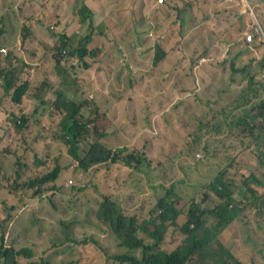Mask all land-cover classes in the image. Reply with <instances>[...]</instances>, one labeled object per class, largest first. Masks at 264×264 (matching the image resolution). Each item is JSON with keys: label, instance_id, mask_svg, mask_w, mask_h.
<instances>
[{"label": "trees", "instance_id": "obj_1", "mask_svg": "<svg viewBox=\"0 0 264 264\" xmlns=\"http://www.w3.org/2000/svg\"><path fill=\"white\" fill-rule=\"evenodd\" d=\"M47 1L67 4L78 0H12L10 7L20 17L24 16L25 21L22 25L21 47L14 46L8 53H4L2 45L9 29L0 18V110L4 111L0 133L12 129L14 133L25 136L20 145L24 147L25 143V148H18L15 152L11 150L15 153L14 165L8 170L0 162V173H4L7 179H15L14 187H10L0 176V264H99L100 258L127 264H264V65L254 64L253 70L248 67L251 63L242 65L246 71H251L249 83L223 108L224 120L220 124L213 123L219 116L212 108L213 105L211 108H204L205 111L198 115L200 126L193 131L187 130L175 118L167 117L169 130L174 135L178 132L187 139L189 155L183 160L178 159L184 146L179 147V142L172 139L170 151L165 144L159 146L167 154V158L158 159L155 168V160L149 151L156 142L149 136L142 135V144H136L132 151L127 145L112 146L115 142L111 141V137L122 136L125 129L117 128L118 123L110 110L103 109L96 93L103 84V79L94 75L95 69L107 70L113 84L124 91L123 98L136 86H140L141 91L146 94L150 93L145 84L140 83L143 79L138 77V72L132 65L122 63V55L119 61V46L115 39V35H123L130 29L138 28L140 19L146 13L145 4L127 0L126 4L131 7L123 10L126 13L124 19L119 20L116 25H111L106 20L96 27L94 17L98 15L99 8L104 7V0H82V6L76 9L75 14L82 23L78 36L84 39L75 44V31L69 26L62 27L57 22L60 27L53 30V33L57 34L58 41L52 49L48 46L46 49L50 54L53 51V66L58 76L51 78L44 74L40 85L35 86L25 76L28 67H32L29 53L33 56L39 47H29V43L37 41L35 22L39 23L41 20L39 18L42 11L47 13ZM36 3L39 7L35 8ZM258 36L259 33L255 32V38ZM87 55H93V59ZM113 56H117L115 63H111ZM75 57L80 61L84 60L79 67L83 71L78 76H75L78 68L64 65ZM166 57L167 51L163 46L156 45L153 65L158 67ZM222 60L223 58L212 63L221 64ZM224 60L227 62L226 56ZM201 61L202 57H193L188 65H183L195 80L199 78L197 69L202 67L199 65ZM162 65L165 70H170L173 63L165 62ZM108 66L116 67L117 70ZM233 68L238 71L235 63ZM148 74L154 76L163 89L160 79L152 71ZM57 78L61 83H57ZM232 79L236 81L235 77ZM70 82L77 88L79 96L67 93L66 88ZM52 88L57 93L56 99L40 96L41 89L49 92ZM196 90L197 87L191 89L192 92L178 100L174 106L187 104L193 98L204 106L201 102L204 97L194 96ZM188 91L186 89L181 93L186 94ZM142 98L145 97H140V100ZM209 98L212 97L205 99L210 100ZM31 99L38 102L34 110L29 109ZM49 100L53 107L49 108ZM53 110L60 113L58 117L61 119L63 137L56 136L47 127V118L53 114ZM42 115L46 119L40 117ZM134 119H139V116H134ZM132 122L137 123L135 120ZM229 127H237V131L243 134H240L242 138H256L246 143V149H251L256 154L255 163H251L247 154L239 160L232 157V153L226 162L220 155L213 154L214 148L201 141L205 134L211 137L221 136ZM197 131L201 135L194 138ZM106 137L108 140H105ZM164 141L169 143V140ZM221 141L216 137L214 144ZM199 145L203 147L202 152L206 150L205 160L194 154L199 150ZM83 148L86 153L80 154ZM192 154L194 158L197 157L194 161L190 157ZM167 160L183 165V168L179 167L184 173L181 182H189L194 186L191 191L184 188L189 199L181 196L175 185L155 184L159 181L160 171L168 175ZM72 162L75 165L77 162L79 170L92 173V184L77 186L71 180L72 188L79 193L70 194L85 197V204H89L88 196L93 195L100 203L95 210L96 218L109 228L116 242L113 245L104 243L92 235L94 221L90 219V215L94 209L88 205L84 209L87 213L85 221L80 217L77 220H63L65 239L54 243L42 259L31 261L35 256V251L29 244L32 225L26 224L16 230L15 223L22 213L29 211L28 207L32 202L42 201L47 196L57 209L62 210L57 199L61 186L57 182L66 166H70ZM153 168L156 171L151 172ZM103 169H107L104 182L100 174ZM177 172L178 170L171 174ZM143 174L148 176L144 178L157 191L159 200L156 209L161 210H152L153 216L144 223L138 222L140 216L136 214V210L132 212L124 208L114 196L119 191L114 185L117 176L125 183L128 178ZM127 195H135V199L137 198L135 191ZM210 217L215 221L214 226L208 224ZM149 223L152 224L150 227ZM171 228H174L180 242L176 249L168 252L161 245ZM61 238L62 236L58 237ZM218 244H222L223 249H217ZM242 247L252 252L249 263L240 260ZM111 249L114 252L108 253ZM102 250L108 252L101 256ZM92 251H97V254L94 255Z\"/></svg>", "mask_w": 264, "mask_h": 264}, {"label": "rangeland", "instance_id": "obj_2", "mask_svg": "<svg viewBox=\"0 0 264 264\" xmlns=\"http://www.w3.org/2000/svg\"><path fill=\"white\" fill-rule=\"evenodd\" d=\"M0 1V18H2L1 21L8 26L9 29L8 36L5 37L3 44V46H6L3 50L4 53H8L10 48L14 46L21 47L22 45L21 34L25 17L17 15L13 11V8L10 10V7L5 4V0ZM134 1L137 4L139 2L142 4L144 3L146 6V13L145 16L140 19L138 28L128 30L123 34L124 36L115 35L116 42H118L119 46L117 47L119 50L117 55L119 61L121 60L120 55H122V63L128 62L132 65L138 72V77L140 76L139 78L143 79L140 83L145 84L146 90L150 93L146 94L141 91L140 86H136L132 92L130 90L123 98L125 94L124 91L120 86L113 84V79L107 74V70L95 69L94 75L103 79V84L98 88L96 93L97 98H99L103 104V109H108L112 113L115 122L118 123L117 128L125 129L122 136L113 135L111 137V141L115 142L112 146L119 147L117 146L118 144H121V146L127 145L130 150H134L136 144H142V135L149 136L152 141L156 142V145L154 143L151 145L149 151L150 156L155 160L152 161L156 168L158 159L167 158V154L161 151L160 147L165 144L167 150L170 151V148L172 149V147H170L172 139L179 142V147L184 146V150L179 152L178 159L183 160L189 155L187 152L189 149L187 139L182 137L178 132L174 135L171 130H169L167 117L170 119L175 118L177 122L183 123L187 130L193 131L200 126L198 115L205 111L204 108H211L213 105L214 107L212 108L219 113V116L213 120V123L220 124L224 120V112L222 113L223 108L228 105V102L232 98L237 96L242 87L248 85L251 71H241L239 69L238 71H234L235 68H233V64H244L251 61L253 57L258 58L257 54L256 56L243 54L241 50L246 47L244 53L249 52L248 43L243 42V34L249 31L255 35V30L252 29L253 25L264 20V12L261 6H259V3H264V0L263 2L257 0V3L256 0H248L251 5L245 7H243L242 4L243 0H233L229 3L224 2V0H165L163 4H159L158 0ZM126 2L127 0H104V7H100L98 15L94 17V25L98 27L102 23H105L106 20H109L111 25H116L119 20L126 17V13H124L123 10L131 7V5L128 6ZM45 4L48 9L47 13L45 14L44 11H42L39 18V20H41L39 23L35 22L34 33L36 35L35 40L37 39V41L35 43H29V47H39L33 56L28 52L31 58L30 61H32L30 64L32 67H28V73L25 76V78H29L35 86L40 85L44 74L51 78H56L58 76L53 66V51L50 54L46 49V46L52 49L56 45V41H58L57 34L53 33V30L60 27L57 22H60L62 27L69 26L71 30L75 31L77 35L75 44L84 39L78 36V31H80L82 23L80 18L75 14L76 9L83 4L82 0L67 4L47 1ZM159 5H161V7H158ZM36 7H39V4L36 3L35 8ZM246 9H248V11L242 19L238 13L241 12V10L246 12ZM87 19L89 18H86V20ZM104 38L107 40L105 36ZM158 44H161L167 51V57L158 64V67H155L152 57L156 53V45ZM87 56L91 57V60L93 59V55ZM225 56L227 57V62L224 60ZM193 57H202L203 59L199 64L202 65V67H198L197 69L199 76L197 80H195L190 71L183 68V65H188ZM116 58L117 56H113L111 63H115ZM222 58L221 64L212 63ZM82 61L75 57L70 63L66 62L64 65H69L71 68H78L75 71V76H78L83 71L79 68L80 65L83 64ZM165 62L173 63V65L170 66V70H165L162 65ZM255 65L261 66L262 63L257 60ZM108 67L112 70H117L116 67ZM149 71H152V73L160 79L163 84V89L159 87L155 77L148 74ZM114 77H117V72L114 73ZM232 77H235L236 81H234ZM56 81L57 83H61L58 81V78ZM126 85L127 83L125 86ZM196 87L197 90L194 96L200 95L204 97V100H199L204 106L199 104L196 98L191 99L187 104L174 106V104L178 103V100L184 99L187 94L192 92L191 89ZM186 89L189 91L186 94H182L181 92ZM66 91L70 96L80 95L72 82L67 85ZM39 94L41 97L47 96L48 98L51 96L52 99L58 97L55 88H52L49 92L45 89H41ZM140 97L145 98L140 100ZM208 97L212 98H209L210 100L205 99ZM10 103H12V99H10ZM37 105L38 102L32 100L31 104H29V109L34 110ZM48 106L49 108L51 106L53 107L50 100ZM52 113L53 114L47 118V127L55 133L56 136L63 137L60 125L61 119L58 117L60 113L55 110H53ZM134 116H139V119H134ZM40 117L46 119L44 115ZM3 118L4 111L0 110V122ZM132 120H135L137 123L132 122ZM34 123L35 119L33 121V124ZM240 134L241 132L237 131V127H229L225 130L223 135L216 136L218 139L222 140L220 143L214 144L216 137H211L208 134H205L201 141L214 148L212 151L213 154L220 155L226 162L228 161L229 154L232 153V157L234 156L239 160L244 157V154H247L251 163H255L256 154H254L251 149H246V143L256 138H242ZM194 135V138H196L200 136L201 133L197 131ZM259 135L260 132H258V137ZM23 137L25 136L14 133L12 129L10 131L7 129L0 133V162H2L3 166L8 170L14 165L15 159V153L13 154L11 150L15 152L18 148H25V143L24 147H20ZM163 139L169 140V143L165 142ZM105 140H108V137H106ZM202 151L203 147L199 145V150L194 152V154H197V156L205 160L206 150L204 149V152ZM85 153L86 150L84 148L81 149L80 154ZM190 157L192 161L197 158L196 156L194 158L193 154ZM76 165L72 162L70 166H66L61 173V178L57 182V185L61 186V190L57 194V199L62 210L57 209L51 202L50 197L47 196L42 201L37 200L32 202L28 207L29 211L22 213L18 217L20 219L15 223L16 230L21 229L22 226L26 224L32 225L33 230L29 237V244L34 249L35 256L30 259L31 261L42 259L46 251L49 250L54 243L57 241L61 242L65 239V234L62 231L63 220H77L80 217L85 221L87 213L84 209H86L88 205L94 209L90 215V219L94 221L92 235H95L104 243L113 245L114 242H116L113 235L110 234L111 231L109 228L96 218L95 210L100 203L96 201L93 195L88 196L89 204H85V197H81L77 194L72 196L70 194V192L79 193L77 189L72 188L73 184L70 183L71 180H73L77 186L91 183L92 173H85L79 170ZM166 165L169 170L168 175L160 171L159 181L155 184L161 183L167 186L175 185L179 194L189 199L190 196L185 192L184 188H188V191H191L194 186L189 182H181L184 173L179 167L183 168V165L174 163L171 160H167ZM155 168L151 169V172L156 171ZM177 170V173L171 174ZM106 172L107 169H103L100 173L102 175V182L106 179ZM0 176L4 178L10 187H14V178L7 179L4 173H0ZM145 176L148 177L146 174L142 176L134 175V177L128 178L125 183L121 182L120 177L117 176L114 181V185L119 189V191L114 193V196L116 195L118 201H121L124 208L132 212L136 210V214L140 216L138 222L146 221L153 216L151 215V211L157 210L156 207L159 200L157 191L146 181L144 178ZM129 185H131V187H129ZM133 191H135L137 195L136 199L135 195H127ZM123 192L127 194H123ZM201 199L202 197L200 196L199 200ZM158 212H160V209ZM208 224L210 226L215 225V221L212 217L208 219ZM105 229L109 232H106ZM173 229L174 228H171L167 232L165 241L161 245L162 249L168 252L176 249L180 242V238L174 233ZM59 236H62V238L58 239ZM220 245L222 244H218L217 249H223V245ZM243 247L242 259L240 260L249 263L251 261L252 252L249 251L248 248L244 249ZM105 252L108 251L102 250L100 255L104 256ZM113 252L114 250L111 249L108 253ZM92 253L96 255L97 251H92ZM28 264H32V262ZM99 264L117 263L112 260L108 261L107 259L100 258Z\"/></svg>", "mask_w": 264, "mask_h": 264}, {"label": "crops", "instance_id": "obj_3", "mask_svg": "<svg viewBox=\"0 0 264 264\" xmlns=\"http://www.w3.org/2000/svg\"><path fill=\"white\" fill-rule=\"evenodd\" d=\"M231 1H233V0H224V2H227V3H229V2H231ZM262 2H263V0H261ZM1 2V1H0ZM11 3H12V0H5V4H7L9 7H10V5H11ZM238 3H240V2H238ZM256 3H257V0H256ZM243 7H245V6H250L251 5V3H250V1H248V0H243ZM246 4V5H245ZM263 4L264 3H259V6H261V9H262V11L264 12V6H263ZM258 5V4H257ZM10 10H11V7L9 8ZM247 11H248V9H246V12H243L242 10H241V12H239L238 14L240 15V17L243 19L244 18V16H245V14L247 13ZM264 15V14H263ZM264 18V17H263ZM260 23H261V25H263L264 24V20L263 21H260ZM247 24V23H246ZM257 25V24H256ZM263 27H264V25H263ZM244 43H245V41H243ZM246 48V47H245ZM244 48V49H245ZM249 48V52L248 53H244V49H242L241 50V53H243V54H248V55H255L256 56V54H257V56H258V58L257 57H253L252 59H251V61H249V62H247V63H244V64H249V63H251V65H248V67H249V69H251V70H253L254 69V64H255V62L257 61V60H259L262 64H264V48H260V47H258V46H254V45H252V46H250V47H248ZM65 50L63 49V52H64ZM243 64H239V65H236V66H238V67H240V68H244V66H242Z\"/></svg>", "mask_w": 264, "mask_h": 264}, {"label": "clouds", "instance_id": "obj_4", "mask_svg": "<svg viewBox=\"0 0 264 264\" xmlns=\"http://www.w3.org/2000/svg\"><path fill=\"white\" fill-rule=\"evenodd\" d=\"M165 1V0H164ZM164 1L163 2H161L160 0H158V3L159 4H163L164 3ZM261 25V23H258L257 25ZM262 28H263V30H262V32L261 33H259V36L257 37V38H255V35H254V40L253 41H251V42H248L247 40H246V32L243 34V41H245V43H248V46L250 47V46H252V45H254V46H258V47H260V48H264V27H263V25H262ZM255 32H257L256 30H255ZM258 43V44H257ZM2 47L4 48V47H6L5 45L3 46L2 45ZM3 48H2V50H3ZM262 65H264V64H262ZM237 68L239 69V70H241V71H246L244 68H240V67H238L237 66ZM263 77H264V74H263ZM31 100H33V99H31ZM157 211H159V209L157 210ZM161 211V210H160ZM143 223L145 222V221H142ZM152 224H150L149 223V227L151 226ZM142 233H144V234H146V232L145 231H141ZM112 261H114L113 259H112ZM115 263H117V264H127L126 262H123V261H114Z\"/></svg>", "mask_w": 264, "mask_h": 264}, {"label": "built area", "instance_id": "obj_5", "mask_svg": "<svg viewBox=\"0 0 264 264\" xmlns=\"http://www.w3.org/2000/svg\"><path fill=\"white\" fill-rule=\"evenodd\" d=\"M160 1L163 2L164 0H160ZM252 29L256 30L258 33H261L263 30L262 25H260V24L259 25H253ZM246 40L248 42L253 41L254 40V34L252 32L247 31L246 32ZM4 49H5V47L3 48V50Z\"/></svg>", "mask_w": 264, "mask_h": 264}]
</instances>
